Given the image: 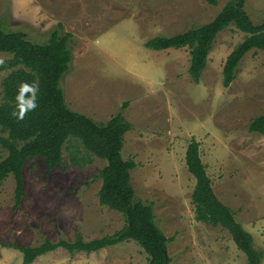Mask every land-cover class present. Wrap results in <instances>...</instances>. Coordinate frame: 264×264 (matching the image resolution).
I'll return each mask as SVG.
<instances>
[{"label":"rangeland","instance_id":"1","mask_svg":"<svg viewBox=\"0 0 264 264\" xmlns=\"http://www.w3.org/2000/svg\"><path fill=\"white\" fill-rule=\"evenodd\" d=\"M229 0H0V28L22 30L37 43L53 30L72 33L73 61L61 86L68 106L97 122L120 110L132 129L122 154L134 159L132 185L137 198L153 203L156 221L167 237L170 264H247V255L222 226L196 219L192 195L196 179L186 152L193 137L218 197L264 252V134L252 120L264 114V51L243 58L230 87L223 84L228 55L245 33L234 25L217 36L199 83L190 75L188 47L156 50L146 43L212 21ZM254 23L264 21V0H246ZM11 54L0 52V64ZM9 70L0 71L2 79ZM127 108L122 109L124 103ZM83 155L90 154L73 140ZM7 151L0 146V160ZM78 166L65 148L64 163L50 170L43 157L24 166L25 197L15 208V177L0 181V264H23L10 244L37 246L49 239L73 241L111 235L124 215L102 205L97 178L107 164ZM148 254L134 240L96 252L58 248L31 264H146ZM264 264V259L263 263Z\"/></svg>","mask_w":264,"mask_h":264},{"label":"trees","instance_id":"2","mask_svg":"<svg viewBox=\"0 0 264 264\" xmlns=\"http://www.w3.org/2000/svg\"><path fill=\"white\" fill-rule=\"evenodd\" d=\"M216 3L217 0H212ZM246 0H229L210 22L171 36L158 35L146 43L156 50L188 47L191 53L190 75L199 83L207 67L214 42L223 30L234 25L246 35L228 55L223 67V84L230 87L239 73L245 55L253 49L264 51V21L254 23L245 8ZM53 30L47 42L37 43L28 39L22 30L0 28V52L11 57L0 64V71L9 70L2 79L3 99L0 103V146L7 155L0 160V181L13 175L16 181L15 208L21 206L25 197L24 166L27 160L43 157L52 170L64 163L65 148L71 150V161L78 166L92 163L90 154L105 159L107 164L97 178L102 180L99 200L102 205L121 212L124 226L111 235L85 240L78 233L73 241L49 239L37 246L10 244L23 255V264H31L38 257L63 248L70 253L77 251L96 252L125 241H137L147 252L146 264H170L167 237L156 221L153 203L137 198L132 185L131 171L136 168L134 159H125L122 150L125 135L132 129L120 110L107 122H97L86 114L71 109L65 98L61 83L70 70L74 58L70 46L72 33L61 34ZM38 84L37 107L25 112L20 118V102L17 96L23 84ZM31 93H25V98ZM124 103L123 108H127ZM252 132L264 134V114L255 117ZM82 143L90 153L82 150L72 141ZM200 141L192 138L186 152V164L196 179L192 195L196 219L212 226L227 229L237 247L247 255V264H262L263 250L255 246L254 236L236 219L235 211L216 194L200 152Z\"/></svg>","mask_w":264,"mask_h":264},{"label":"clouds","instance_id":"3","mask_svg":"<svg viewBox=\"0 0 264 264\" xmlns=\"http://www.w3.org/2000/svg\"><path fill=\"white\" fill-rule=\"evenodd\" d=\"M39 91L38 84H23L20 88V94L17 96V100L20 102V118H23L25 112L34 110L37 107L36 94ZM25 93H31V97L26 99Z\"/></svg>","mask_w":264,"mask_h":264}]
</instances>
